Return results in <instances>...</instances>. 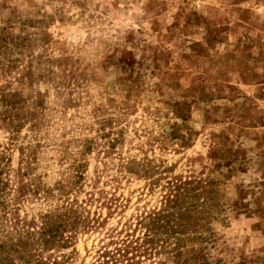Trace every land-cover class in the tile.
Segmentation results:
<instances>
[{"label": "rangeland", "instance_id": "374dc122", "mask_svg": "<svg viewBox=\"0 0 264 264\" xmlns=\"http://www.w3.org/2000/svg\"><path fill=\"white\" fill-rule=\"evenodd\" d=\"M28 237L264 264V0H0V264Z\"/></svg>", "mask_w": 264, "mask_h": 264}, {"label": "trees", "instance_id": "16d2710c", "mask_svg": "<svg viewBox=\"0 0 264 264\" xmlns=\"http://www.w3.org/2000/svg\"><path fill=\"white\" fill-rule=\"evenodd\" d=\"M172 202V201H171ZM174 202V200H173ZM174 204V203H172ZM156 215V214H155ZM157 215H160L158 213ZM156 217V216H154ZM59 226L56 225L55 228L50 226V224H44L41 230L42 236L39 239V242H43L44 246L48 247L54 243H61L65 240V237H61L59 235ZM62 238V239H61ZM64 243L67 241H63ZM33 244V238L28 237L25 241L20 240L18 244V248L15 250V256L20 261V264H61L58 261L50 262L49 260L45 261L41 258H34L31 253V245ZM66 244V243H65ZM105 252V253H104ZM101 256L103 259H98L97 264H133L128 263L129 258H126L128 255L127 249H121L120 247L116 248L115 250H106L104 251ZM9 257H12L10 255ZM7 257L1 258V264H8V261L12 260V258H8L6 261H3Z\"/></svg>", "mask_w": 264, "mask_h": 264}]
</instances>
